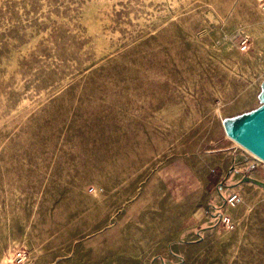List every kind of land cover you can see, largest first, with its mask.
Wrapping results in <instances>:
<instances>
[{
    "label": "rangeland",
    "instance_id": "374dc122",
    "mask_svg": "<svg viewBox=\"0 0 264 264\" xmlns=\"http://www.w3.org/2000/svg\"><path fill=\"white\" fill-rule=\"evenodd\" d=\"M262 112L264 0H0V264H264Z\"/></svg>",
    "mask_w": 264,
    "mask_h": 264
},
{
    "label": "water",
    "instance_id": "95a60500",
    "mask_svg": "<svg viewBox=\"0 0 264 264\" xmlns=\"http://www.w3.org/2000/svg\"><path fill=\"white\" fill-rule=\"evenodd\" d=\"M264 115V112L251 117L247 122H244L241 127L242 130L238 132V139L249 150L253 151L259 157L264 158V135L258 126H250L246 128V124L254 117ZM226 129L227 134L229 130Z\"/></svg>",
    "mask_w": 264,
    "mask_h": 264
},
{
    "label": "bare ground",
    "instance_id": "6f19581e",
    "mask_svg": "<svg viewBox=\"0 0 264 264\" xmlns=\"http://www.w3.org/2000/svg\"><path fill=\"white\" fill-rule=\"evenodd\" d=\"M250 126H258V128L260 129V131L262 132V134L264 135V117H261L259 120H253L251 123H249L247 125V127ZM231 134V133H230ZM237 142L242 145L243 147H245L246 149H248L246 146H244L239 139H237ZM249 150V149H248ZM250 152H252L254 155H256L253 151L249 150ZM258 158L264 160V158L259 157L258 155H256Z\"/></svg>",
    "mask_w": 264,
    "mask_h": 264
},
{
    "label": "built area",
    "instance_id": "2783aa9c",
    "mask_svg": "<svg viewBox=\"0 0 264 264\" xmlns=\"http://www.w3.org/2000/svg\"><path fill=\"white\" fill-rule=\"evenodd\" d=\"M238 200H239V197H238V195H236V194L233 195V196L230 198V202H231L232 204L238 202ZM18 256H20V259H23V258L21 257V253H18Z\"/></svg>",
    "mask_w": 264,
    "mask_h": 264
}]
</instances>
